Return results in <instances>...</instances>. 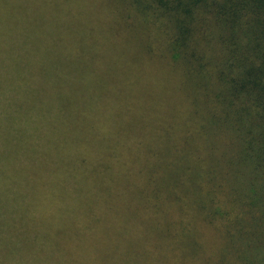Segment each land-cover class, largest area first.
Segmentation results:
<instances>
[{
	"label": "trees",
	"instance_id": "1",
	"mask_svg": "<svg viewBox=\"0 0 264 264\" xmlns=\"http://www.w3.org/2000/svg\"><path fill=\"white\" fill-rule=\"evenodd\" d=\"M72 4L0 8V264H264V0Z\"/></svg>",
	"mask_w": 264,
	"mask_h": 264
},
{
	"label": "rangeland",
	"instance_id": "2",
	"mask_svg": "<svg viewBox=\"0 0 264 264\" xmlns=\"http://www.w3.org/2000/svg\"><path fill=\"white\" fill-rule=\"evenodd\" d=\"M72 1L73 0H66L67 3H63L64 0H6V2L0 0V8L3 7L5 10L7 8L12 9L9 6V4L13 3L14 4V10L13 9L12 10L15 11L16 14L17 13L27 14V12L33 13L34 20H32V16H31L28 19H26L22 23V25H23V27H25L27 37L32 38L34 35V37L36 38L37 41L32 43L33 47L44 46V44L47 47L44 50V52L42 53L41 63H40V61H38L35 64L36 66H38L39 71L45 72L47 70H49V71L55 70V67H48L47 66L46 59L54 57L52 55V52H51V50L53 48L54 49L57 48L60 51L59 39L61 40L62 44L64 45L65 40H67L69 37L72 38V35H76V34L80 35V32L78 31L79 30L78 27H79V25H82L83 21L77 15V13L73 7ZM85 2H92V0H85ZM53 5L54 6L57 5L58 9L60 8V10L52 9L51 7ZM68 6L70 8H68ZM62 9H66L68 13L65 15V12H60ZM58 13H59V17H58ZM96 13L99 15V17L96 15ZM92 16H95L98 19H100V18L102 19V18L106 17V9L104 7H102L99 10H97L95 13H93ZM24 17H28V16L25 15ZM41 19L43 20V23L40 22ZM22 20H23V18L20 19L19 22L21 23ZM3 22H4V20L2 21V23ZM5 22H6V25H11L12 23H14V19L11 20L9 18H6ZM50 24H51L52 29L55 28L54 32L59 37H56V35H52V34H48L47 36H44V31H43V30H45L44 25H50ZM50 35L53 36L52 40H50V38H51V37H49ZM84 37H90V34L85 33ZM113 48H114V45L110 44L109 51H112ZM66 50L69 51L68 49H66ZM16 72L17 71L15 70V68L12 69V73L14 76H16V74H15ZM34 80H35V78H32V81H34ZM18 82H21L23 84H28L30 82L29 76L20 77ZM119 84H123V83H120V82L117 83V85H119ZM129 87L130 86H124L123 88L128 91ZM102 90L105 92V94H107V95L110 94L109 98H110V100L111 99L113 100L112 94H115V92H113L111 88L103 85L100 88V95H103ZM6 91H7V87L4 84L1 85V87H0L1 99H2V95L7 94ZM27 92H28V87L25 90V94H27ZM12 100H14V97H12L9 100V102L11 103Z\"/></svg>",
	"mask_w": 264,
	"mask_h": 264
}]
</instances>
